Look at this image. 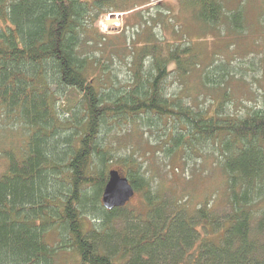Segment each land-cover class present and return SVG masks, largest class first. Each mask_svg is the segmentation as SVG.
I'll list each match as a JSON object with an SVG mask.
<instances>
[{
    "label": "trees",
    "instance_id": "1",
    "mask_svg": "<svg viewBox=\"0 0 264 264\" xmlns=\"http://www.w3.org/2000/svg\"><path fill=\"white\" fill-rule=\"evenodd\" d=\"M256 1L179 4L205 32L244 35L250 11L264 26V0ZM118 3L0 0V130L19 134L12 147L0 141V264H59L68 252L78 264H264V88L261 104L237 114L226 92L208 108L170 93L171 77L183 80L200 64L182 34L181 42L147 39L125 80L97 74L85 46L101 36L89 23ZM226 65L204 68L203 84L223 87ZM143 130L163 135L155 142L166 157L214 156L224 206L167 195L133 146L118 152L120 133ZM111 170L141 195L145 212L103 209Z\"/></svg>",
    "mask_w": 264,
    "mask_h": 264
},
{
    "label": "rangeland",
    "instance_id": "2",
    "mask_svg": "<svg viewBox=\"0 0 264 264\" xmlns=\"http://www.w3.org/2000/svg\"><path fill=\"white\" fill-rule=\"evenodd\" d=\"M123 1L119 0L117 11L104 9L94 14L89 23L90 33L101 36L100 39L89 36L91 39H87L85 46L86 52L97 60L94 68L97 74L112 70L120 81L125 80L132 54L147 39L153 37L151 41L160 42L164 39L181 42L182 34L186 38L185 44L191 42L195 46L200 64L183 80L171 77L168 80L170 93H186L195 106L208 108L220 101L226 92L228 109L234 114L245 113L247 108H256L261 104V89L264 88V26L257 20L255 22L254 11H250L248 16L251 22L248 32L236 35L220 26L215 30L203 31L193 20L191 12L181 7L179 0ZM256 2L258 4V0ZM250 8L254 10V7ZM222 62L227 64L221 81L224 82L223 87L205 86L201 79L204 68ZM56 105L64 107L61 101ZM14 134L17 139H13ZM162 137L159 132L152 130H143L138 134L131 131L129 134L120 133L115 141L116 145H121L119 153L125 151L122 149L124 147L133 146L137 150V157L152 176L154 184L162 186L167 195L179 201L187 200L194 207L205 203L212 207L224 206L225 184L216 166V158L206 152L196 156L189 151L188 155L177 153L166 157L159 152L158 143L155 142ZM1 140H5L6 147H12L11 143H19V134L15 130L13 133L0 130ZM110 167L120 169L115 163ZM3 170L4 161L0 159V174ZM127 206L138 213L146 209L141 195L137 193ZM58 262L78 264V259L73 253H61Z\"/></svg>",
    "mask_w": 264,
    "mask_h": 264
},
{
    "label": "water",
    "instance_id": "3",
    "mask_svg": "<svg viewBox=\"0 0 264 264\" xmlns=\"http://www.w3.org/2000/svg\"><path fill=\"white\" fill-rule=\"evenodd\" d=\"M134 195V189L126 177L117 170L108 172V181L101 196V205L104 210L112 211L123 208L131 201Z\"/></svg>",
    "mask_w": 264,
    "mask_h": 264
}]
</instances>
